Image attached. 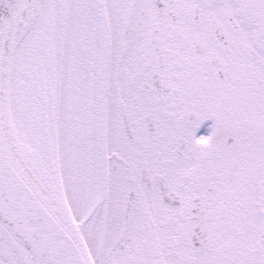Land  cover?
<instances>
[{
    "label": "snow or ice",
    "instance_id": "6c2138e0",
    "mask_svg": "<svg viewBox=\"0 0 264 264\" xmlns=\"http://www.w3.org/2000/svg\"><path fill=\"white\" fill-rule=\"evenodd\" d=\"M0 264H264V0H0Z\"/></svg>",
    "mask_w": 264,
    "mask_h": 264
},
{
    "label": "flooded vegetation",
    "instance_id": "af4514ba",
    "mask_svg": "<svg viewBox=\"0 0 264 264\" xmlns=\"http://www.w3.org/2000/svg\"><path fill=\"white\" fill-rule=\"evenodd\" d=\"M213 125V121L209 120L204 123V125L200 128L197 135L198 136H207L210 135V129Z\"/></svg>",
    "mask_w": 264,
    "mask_h": 264
}]
</instances>
